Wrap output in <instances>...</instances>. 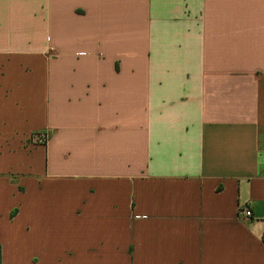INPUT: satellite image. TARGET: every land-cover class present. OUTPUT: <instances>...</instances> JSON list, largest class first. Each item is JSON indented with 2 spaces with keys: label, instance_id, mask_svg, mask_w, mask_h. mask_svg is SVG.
Returning a JSON list of instances; mask_svg holds the SVG:
<instances>
[{
  "label": "crops",
  "instance_id": "0c3cea01",
  "mask_svg": "<svg viewBox=\"0 0 264 264\" xmlns=\"http://www.w3.org/2000/svg\"><path fill=\"white\" fill-rule=\"evenodd\" d=\"M263 235L264 0H0L1 264H264Z\"/></svg>",
  "mask_w": 264,
  "mask_h": 264
},
{
  "label": "built area",
  "instance_id": "2783aa9c",
  "mask_svg": "<svg viewBox=\"0 0 264 264\" xmlns=\"http://www.w3.org/2000/svg\"><path fill=\"white\" fill-rule=\"evenodd\" d=\"M250 210L247 208V209H245L244 211H243V214L245 215V216H249L250 215Z\"/></svg>",
  "mask_w": 264,
  "mask_h": 264
},
{
  "label": "trees",
  "instance_id": "16d2710c",
  "mask_svg": "<svg viewBox=\"0 0 264 264\" xmlns=\"http://www.w3.org/2000/svg\"><path fill=\"white\" fill-rule=\"evenodd\" d=\"M262 240L264 241V235L262 236ZM0 264H1V255H0Z\"/></svg>",
  "mask_w": 264,
  "mask_h": 264
}]
</instances>
